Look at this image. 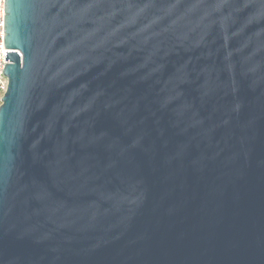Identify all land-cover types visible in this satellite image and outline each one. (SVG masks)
Returning <instances> with one entry per match:
<instances>
[{"label":"water","instance_id":"95a60500","mask_svg":"<svg viewBox=\"0 0 264 264\" xmlns=\"http://www.w3.org/2000/svg\"><path fill=\"white\" fill-rule=\"evenodd\" d=\"M0 264H264V0H5Z\"/></svg>","mask_w":264,"mask_h":264},{"label":"built area","instance_id":"2783aa9c","mask_svg":"<svg viewBox=\"0 0 264 264\" xmlns=\"http://www.w3.org/2000/svg\"><path fill=\"white\" fill-rule=\"evenodd\" d=\"M4 1L5 0H0V102H1V97L6 92L8 85L7 77L2 72L4 65L7 63V60H4L5 51H9V49L4 47L3 39H2V20L4 14Z\"/></svg>","mask_w":264,"mask_h":264}]
</instances>
